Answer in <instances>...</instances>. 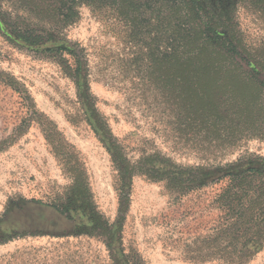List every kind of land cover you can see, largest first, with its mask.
Segmentation results:
<instances>
[{"label": "rangeland", "instance_id": "1", "mask_svg": "<svg viewBox=\"0 0 264 264\" xmlns=\"http://www.w3.org/2000/svg\"><path fill=\"white\" fill-rule=\"evenodd\" d=\"M204 2L236 32L245 50L264 60V0ZM80 11L79 22L65 32L66 45L75 44L84 51L96 109L127 159L133 162L158 154L176 166L217 169L264 158V140L256 131L264 128V92L251 116L255 133L232 145L223 135L234 130L223 128L226 133L219 135L208 132L202 115L188 107L187 83L178 90L170 73L160 75L155 20L140 28L107 13ZM61 58L69 57L11 43L0 32V138L11 141L0 154V221L4 231L26 233L0 244V264H64L67 260L68 264H109L101 240L59 237L67 226L51 228L40 223L47 220V213L21 208L25 200L47 203L71 186L55 155L58 150L67 160L80 158L97 212L108 224L117 221L116 172L104 146L83 120L76 88L63 73ZM213 81L206 79L202 85L212 86ZM244 91L239 89L240 99ZM225 108L233 111L231 104ZM130 188L121 230L124 248L137 251L145 264H193L183 258L184 239L174 240L186 238L179 234L180 227L195 229L201 222L199 214L181 215L203 195L191 194L173 204L163 183L140 176L132 179ZM216 188L209 185L204 191ZM10 208L14 210L8 213ZM247 264H264V248Z\"/></svg>", "mask_w": 264, "mask_h": 264}, {"label": "trees", "instance_id": "2", "mask_svg": "<svg viewBox=\"0 0 264 264\" xmlns=\"http://www.w3.org/2000/svg\"><path fill=\"white\" fill-rule=\"evenodd\" d=\"M205 4L204 0H0V32L7 41L44 54L69 57L61 58L62 71L76 88L83 120L110 156L119 199L117 221L104 222L93 203L84 164L77 155L67 160V155L58 154L57 150L55 155L63 172L71 178V186L47 203L25 200L21 208L47 213V220L40 223L51 228L67 226L59 237L83 235L101 240L109 264H145L137 251L124 248L121 239L135 176L163 183L173 204L191 194L203 195L195 200L194 208L181 215L199 214L201 222L195 229L180 227L179 234L186 238L179 236L174 240L184 239L185 261L247 264L264 248V158L217 169L176 166L158 154L143 155L131 162L96 109L84 51L75 44L66 45L65 32L79 22L82 8L107 13L140 28L155 20L160 75L170 73L178 90L187 83L191 111L202 115L208 132L219 135L223 128L236 131L230 132L236 133L233 136L223 135L234 145L255 133L251 116L258 108L257 98L264 92V60L245 50L236 32L225 26L223 17ZM209 78L214 79L212 86H203L202 82ZM241 88L245 93L240 99L237 93ZM228 104L234 112L225 108ZM227 122L233 125L227 126ZM256 131L264 140V128ZM10 145L9 139L0 138V154ZM58 155L63 156L58 159ZM209 185L219 188L205 192ZM2 224L0 221V244L26 235L17 230L4 231ZM68 263L69 260L64 262Z\"/></svg>", "mask_w": 264, "mask_h": 264}]
</instances>
